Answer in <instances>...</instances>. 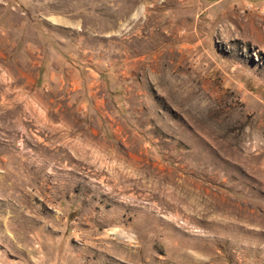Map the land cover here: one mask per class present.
I'll return each mask as SVG.
<instances>
[{"label":"rangeland","instance_id":"rangeland-1","mask_svg":"<svg viewBox=\"0 0 264 264\" xmlns=\"http://www.w3.org/2000/svg\"><path fill=\"white\" fill-rule=\"evenodd\" d=\"M0 264H264V0H0Z\"/></svg>","mask_w":264,"mask_h":264}]
</instances>
